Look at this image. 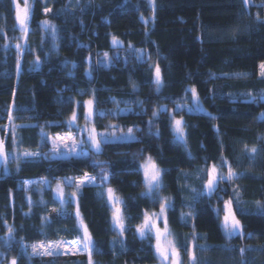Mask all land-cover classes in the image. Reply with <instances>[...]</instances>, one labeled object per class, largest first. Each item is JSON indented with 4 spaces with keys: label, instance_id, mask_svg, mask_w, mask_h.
<instances>
[{
    "label": "trees",
    "instance_id": "16d2710c",
    "mask_svg": "<svg viewBox=\"0 0 264 264\" xmlns=\"http://www.w3.org/2000/svg\"><path fill=\"white\" fill-rule=\"evenodd\" d=\"M28 1L24 36L15 4L0 0V138L7 157L0 156V264H88L86 252H26L34 244L77 241L80 220L95 245L93 264H155L154 233L141 239L137 229L145 213H160L164 200L183 264H189L183 245L193 247V234L198 264H264V209L258 207L264 205V0L247 6L241 0ZM114 37L126 54L120 50L121 58L106 67L99 60L112 53ZM193 88L200 112L178 108L193 104ZM89 100L97 131L131 128L134 138L102 143L86 159L53 160L48 137L72 132L67 121L74 111L78 125L85 124ZM173 118L183 120V140L173 133ZM146 157L160 170L162 187L152 195H144ZM222 158L236 178L201 196L208 170ZM103 165L104 184L78 192L64 186L61 199L55 194L57 183L100 176ZM40 179L51 188L26 187ZM229 199L243 237L224 236L223 211L218 217L216 210ZM155 223L163 230L162 219Z\"/></svg>",
    "mask_w": 264,
    "mask_h": 264
},
{
    "label": "snow or ice",
    "instance_id": "6c2138e0",
    "mask_svg": "<svg viewBox=\"0 0 264 264\" xmlns=\"http://www.w3.org/2000/svg\"><path fill=\"white\" fill-rule=\"evenodd\" d=\"M13 4L16 6V19L19 23V30L22 33V35L26 36L29 29L27 26V22L29 20L30 16V5L28 3V0H24V8L21 9L19 3H17V0H10ZM241 2L244 5H248L250 3V0H241ZM45 11H50V9H45ZM259 19V17H257ZM48 22L44 21L42 22V25H47ZM53 27L54 26H50ZM113 43H118L116 38H113ZM20 45H17V48H19ZM107 56V54H105ZM261 76H264V64L261 66ZM239 75V74H238ZM155 83L157 85V91L159 88L162 86V81H161V75H160V68L159 66H156L155 68ZM135 87V86H134ZM192 92V97L193 99L198 100L196 90L193 88L191 90ZM260 99L264 100V96L260 97ZM257 98L252 97V102H256ZM92 101L89 100L86 102L87 105V112L85 114V121L86 123L91 122V118L93 116V111H92ZM103 115V113H101ZM157 112H153V116H156ZM210 115V114H209ZM262 117H264V113L261 114ZM78 119L77 113L74 111L72 113V116L69 118L67 121L68 126L71 128L74 124H76V121ZM9 120H12L11 113L9 112ZM182 122L180 120L175 121V131L177 135L182 138L183 137V128H182ZM13 131H15V128H13ZM80 131H88V140L87 141H81V143H86V142H91L92 146L95 148L97 152H99L100 149V144L101 143H107L109 142L107 137H105L104 141L98 140L97 136L98 134L95 132V129H83ZM133 130L130 128L128 129V135H132ZM42 139H44L42 135ZM56 140H63V141H71V143H65V147L68 149L69 152L75 151L77 147V143L75 138L72 136H67V137H60L57 136ZM53 148L56 149L58 148V145L56 144L55 140H53ZM251 154H255L257 152V149L253 147L252 149L249 150ZM25 156H34L37 155V153H30V152H25ZM0 156L5 157V153L3 151V139L0 138ZM227 168L226 174L223 171L224 168ZM144 168V175H145V181H146V187L147 191L144 193V195H151L154 192L158 191L161 187V180H160V170L156 167L155 163L152 161V158L149 157L146 163L143 165ZM237 173L234 171L233 167L228 163L226 159H221V163L219 165H213L207 172V183L205 185V191H201L200 195L204 196L207 195L211 197L214 195L217 191H221L220 189V184H223L225 182H228L231 184V182L234 181L236 178ZM85 182L91 183L92 178L88 176L87 173H85V177L82 180H79L73 185V182L71 180L68 181L70 186H74L77 190L79 191L81 185H83ZM57 192L58 194L63 197V190L60 188L59 184L57 186ZM225 194L227 195V192L225 191ZM76 192L72 193V196H75ZM233 195L237 197L236 203H239L238 199V193L236 192L235 189H233ZM108 197L109 200L114 199L113 196V190L111 188L108 189ZM66 203H70L71 201H64ZM168 205L164 202L161 203L160 206V213L157 214H152L151 217L147 213L144 214V223L137 229V231L140 234L141 239L149 238V234L154 233L155 235V240H156V253L158 257L161 259L162 264H182L181 258H180V253H179V247L175 242V240L172 237V233L170 232L168 228V220L165 215L166 213V208ZM258 207L264 208V205H259ZM223 211V231H224V236L226 239H231L234 236H239L243 237L244 232H243V227L240 223V221L236 218V214L233 211V200L229 199L226 201H223V209H217L216 214L219 217L220 212ZM242 211V210H241ZM77 219H79L80 214L79 211L77 210L76 213ZM163 219V224L164 228L161 230L160 227L157 226L155 221ZM181 219H184V216L182 214ZM114 223L116 226H118L121 229L120 234H123L124 227L122 223V217L119 216V209L116 210V213H114ZM80 230L83 231V236H80ZM9 232H11V229H9ZM195 234L192 236L193 240V247L188 248L187 247V241L185 242V245L183 247L185 248V251L188 254V260L189 264H198L197 257L195 254ZM77 242L82 244V248L80 249V254H83L84 252L87 253L88 255V264H93L92 261V254L95 250V245L93 244L92 238L88 232V229L86 226H84L83 221L80 220L79 225H78V231H77V241L71 242V244L75 247ZM121 244L123 242L121 241ZM61 244H56L53 246L52 244L44 245L43 243L39 246L42 251H38V246L33 245L32 246V255H48V256H58L61 255L62 253L59 251H56L57 248H60ZM243 251V250H242ZM75 254V253H74ZM11 264H16V260L13 259L11 261Z\"/></svg>",
    "mask_w": 264,
    "mask_h": 264
},
{
    "label": "rangeland",
    "instance_id": "374dc122",
    "mask_svg": "<svg viewBox=\"0 0 264 264\" xmlns=\"http://www.w3.org/2000/svg\"><path fill=\"white\" fill-rule=\"evenodd\" d=\"M22 3H24V2H22ZM28 3H29V1H28ZM20 8L23 9L24 5L22 7H20ZM28 23H29V20L27 22V25H28ZM120 50H121V52L124 51L123 52L124 55L126 54V49L123 48L122 43H120V42L114 43L112 53L111 54L108 53L107 56L104 54L102 57H100L99 63H101L102 65H104L106 67L110 66L116 60H119L121 58V55H120V52H119ZM178 108H182V109H185V110H188V111H191V112L192 111L193 112H200V111L203 110V107L201 105V102H200L199 98H198V100L193 99V104L179 105ZM87 110L88 109H87V105H86V111ZM92 111H93V116L91 118V122L86 123V121H85V124L80 126V125H78L79 122L77 120L76 124L73 125L75 128L72 130V132H69L67 134H58V135H55V136H49L48 137V140H50V144H51V148H52V153H53L52 159L53 160H67V159H70V158H83V159H86V158H88L90 156L91 152H97L95 150V148L92 146L91 142L81 143L82 140L83 141H87L88 140V134H89L88 131H80V130H83V129L91 130V129L94 128L95 132L98 134L97 138L100 141H104L105 137H107L108 141L109 140H116V141H118V140H128V139H133L134 138V133L133 132H132V135L129 136L128 132L118 131V130H115L114 128H111V130L106 131V132L97 131L96 128H95V125H94L95 113H94L93 103H92ZM176 120H180L182 122L181 126L183 128V120L179 119V118H173V133H174L175 137L178 140H183L184 139V129H183V137L180 138L177 135L176 131H175V121ZM57 136H60V137L72 136L73 138H75L76 143H77V147H76L75 151L69 152L68 149L65 147V143H69L70 144L71 141L56 140ZM53 140H55L56 144L58 145V148H56V149L53 148ZM101 145H102V143L100 144V146ZM148 158L149 157H146V159L143 161L142 165H144L146 163ZM96 165H97V163H96ZM100 165H102V164H100ZM104 167H105L104 165L103 166H99V174L98 175H100V176L88 174V176L92 178L93 182H91V183L85 182L83 185H81L80 189L85 187V186H95V185L104 184L105 181L107 182V179L109 178V174H107V172H106L107 168L105 167L106 168L105 169ZM143 171H144V168H143ZM84 177H85V175L83 177H79V178L64 179L63 181L57 183V185L55 186V189H54L55 194L60 199L63 198L57 192L58 184H59L60 188L63 190V195H64V186L71 187L73 189L75 188L74 186H70L69 185V183H68L69 180H71L73 182V185H74L79 180L84 179ZM144 180H145V175H144ZM25 184H26L27 188H30L31 186H36V185H40V186L44 187L47 190L51 188L50 185L48 184V182L43 180V179L27 181V182H25ZM146 190H147V187H146ZM205 191H206V189H205ZM164 203H166L168 205V207L166 208V213H165V215L167 217V212H168L170 203H168L167 200H164ZM254 208H255V206L252 205L251 209H253V211L256 212V210ZM259 208H261V207H259ZM261 209H264V208H261ZM233 211H234V209H233ZM234 213H235V211H234ZM223 215H224V213H223ZM49 244H52L53 246H55L56 244H61V247L56 249V251H59V252L62 253L61 255L80 253V249L82 248V246L78 242H77L75 247L71 244V242H66V241H59V242H56V243H49ZM34 245L38 246V251H42V249L39 248V246L41 244H34ZM46 245H48V244H46ZM32 246L33 245L28 246V248L26 249V252H29L31 257L32 256L33 257L41 256V255H32V251H33ZM43 256H48V255H43ZM53 256H55V255H53ZM157 258H158V261L155 264H162L161 259L158 257V255H157ZM180 258H181V261H182V264H183V258H182L181 254H180Z\"/></svg>",
    "mask_w": 264,
    "mask_h": 264
}]
</instances>
